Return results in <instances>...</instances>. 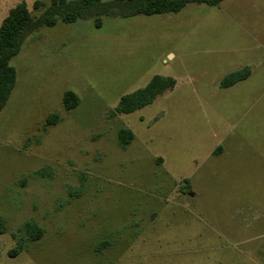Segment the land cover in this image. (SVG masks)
<instances>
[{
  "label": "rangeland",
  "instance_id": "1",
  "mask_svg": "<svg viewBox=\"0 0 264 264\" xmlns=\"http://www.w3.org/2000/svg\"><path fill=\"white\" fill-rule=\"evenodd\" d=\"M19 3L36 17L51 0H0V23ZM99 20L40 28L10 60L0 264H264V0ZM243 68L246 81L218 88ZM151 75L178 86L158 108L109 117ZM66 91L79 99L69 111ZM51 114L59 122L46 126ZM123 127L134 134L125 149ZM218 140L227 151L210 172ZM203 171L213 179L200 182ZM26 224L41 237L30 240Z\"/></svg>",
  "mask_w": 264,
  "mask_h": 264
},
{
  "label": "trees",
  "instance_id": "2",
  "mask_svg": "<svg viewBox=\"0 0 264 264\" xmlns=\"http://www.w3.org/2000/svg\"><path fill=\"white\" fill-rule=\"evenodd\" d=\"M224 0H51L49 6L33 17L25 3H19L10 8L0 23V111L4 108L15 85L16 73L10 60L21 50L23 40L43 27H53L57 22L66 24L77 20L92 19L96 26L100 25V17L132 18L138 15L151 16L166 13H177L189 4H204L216 6ZM42 3L36 1L33 8L37 10ZM249 70L243 68L223 77L221 88H228L248 78ZM175 82L168 77L153 76L148 83L118 100L117 106L109 113V117L128 115L140 110L167 90H171ZM66 111L76 108L78 97L71 91H66L62 97ZM59 122V116L51 114L45 121L46 126ZM118 144L125 149L132 141L133 134L127 128H120L117 133ZM35 230H37L35 232ZM5 233L3 221L0 220V234ZM25 233L30 240L41 237V230L26 224ZM21 245L15 247L9 254L21 251Z\"/></svg>",
  "mask_w": 264,
  "mask_h": 264
},
{
  "label": "crops",
  "instance_id": "3",
  "mask_svg": "<svg viewBox=\"0 0 264 264\" xmlns=\"http://www.w3.org/2000/svg\"><path fill=\"white\" fill-rule=\"evenodd\" d=\"M168 57H170V58H173V55H169ZM163 63H166L165 61H163ZM153 76H161V77H168V78H171V79H173L174 80V82H175V84H174V86H173V88L171 89V90H167V91H165L164 93H162L161 95H159V96H157L154 100H153V102L151 103V104H149L148 106H151V107H155V106H157L156 108H158V107H160V105H161V103L164 101V100H166V98H168L173 92H174V90L177 88V86H178V80H177V78H175V77H173V76H167V75H151L147 80H146V82H145V84H144V86L148 83V81L153 77ZM224 77V76H223ZM223 77H221L219 80H218V88L221 90V89H230V88H233L234 86H236L238 83H242V82H244V81H246L247 79H245V80H243V81H240V82H238L237 84H235V85H233V86H231V87H228V88H221L220 87V82H221V80L223 79ZM143 86V87H144ZM140 89V88H139ZM160 103V104H159ZM147 106V107H148ZM143 109V108H142ZM141 110V109H140ZM140 110H137V111H140ZM137 111H135V112H137ZM156 113H163V111L162 110H159V111H157ZM156 113L155 114H153V115H151V116H149V121L150 122H152V123H155V119H156ZM123 116V115H122ZM124 128V127H123ZM128 129V128H127ZM129 130V129H128ZM131 131V130H130ZM131 133L133 134V132L131 131ZM133 139H134V134H133ZM132 139V140H133ZM122 149V148H121ZM227 151V148H226V145H225V141L224 140H218L217 142H215L214 144H213V146L212 147H210L208 150H207V152H206V157L208 158V160H209V171L210 172H212L211 170H213V159H217V158H219V157H222V156H224V154H225V152ZM195 156H191L190 157V160L192 161H194L195 163H196V160H195ZM154 163H155V165L157 166V167H160V168H162L163 170H164V172H165V174H166V176H167V178L169 179V180H171L172 182L173 181H175L176 180V177H173V174L171 173V171L172 170H166V169H172L173 168V164L172 163H169V161H166L165 159H164V157H162V155H159V154H156V156L154 157ZM167 165H168V168H167ZM166 168V169H165ZM212 168V169H211ZM204 173H203V175H200L199 176V180H200V182H202L203 180H206V179H210V180H212L213 179V176L212 175H210L209 177L207 176V175H205L206 174V171H203ZM211 174V173H210ZM179 177V179H181V180H186L188 177L187 176H178ZM198 177V176H197ZM173 183H175V182H173ZM190 196H192L191 194H189ZM188 195V196H189Z\"/></svg>",
  "mask_w": 264,
  "mask_h": 264
}]
</instances>
